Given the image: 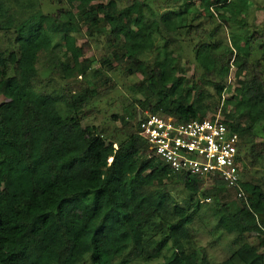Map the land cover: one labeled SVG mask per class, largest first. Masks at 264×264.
<instances>
[{
  "label": "trees",
  "instance_id": "16d2710c",
  "mask_svg": "<svg viewBox=\"0 0 264 264\" xmlns=\"http://www.w3.org/2000/svg\"><path fill=\"white\" fill-rule=\"evenodd\" d=\"M250 1L0 0V264H131L168 243L174 251L161 264H208L190 230L200 199L174 204L167 184L205 197L204 180L150 156L139 112L188 121L217 112L223 97L242 142L239 181L214 185L235 195L214 206L219 229L234 234L220 264H264V180L243 178L252 167L264 173V29L232 28L247 26ZM66 24L73 30L59 31ZM99 36L111 51L94 60ZM115 63L140 75L130 85L137 107L113 113V125L85 126V110L103 97L91 76ZM54 76L64 85L52 87Z\"/></svg>",
  "mask_w": 264,
  "mask_h": 264
},
{
  "label": "rangeland",
  "instance_id": "374dc122",
  "mask_svg": "<svg viewBox=\"0 0 264 264\" xmlns=\"http://www.w3.org/2000/svg\"><path fill=\"white\" fill-rule=\"evenodd\" d=\"M128 3L129 0H125L124 5ZM262 7H264V0H251L250 5L248 6V11L244 15V17H247L248 19L247 26L233 24V30L236 31L239 28H242L244 31H248V29H250L251 31L261 30L262 32V29H264L262 27L264 26L262 25V27H260L258 25L259 21L264 20L263 15L260 11ZM51 20L53 21V19ZM71 30H73V26L71 24H66L59 28V31L63 32ZM227 31L230 34V39H232L234 35H232L231 28L229 27ZM77 37L79 43H83L86 38V36L85 38H83L79 34H77ZM62 38L63 35L61 33H58V36L55 38L56 42L54 41V45L58 53H60L61 51V43L57 40L61 41ZM90 45L91 48L89 49L88 54L94 60L99 58L101 59L105 54L111 51L110 42L104 36H99L97 40L91 39ZM158 55H160L159 51L152 53V57ZM185 61L186 57L181 58L180 61L178 60L181 66H183ZM105 72H107V74H104L103 78H99L98 76L93 77L94 74L93 76H91L92 80H97V84L93 82V85H96L98 91L103 97L85 110V113L87 115L83 120V125L85 126L88 124H95L100 125L99 128H102L104 124H111L113 113L122 114L127 112L128 110H135V107H137V105L132 106L135 98L132 97L130 85L138 81L140 79V75L137 74L128 76L123 72V69L116 65V63L114 64L112 70L105 69ZM192 73L193 70H191V74ZM230 80L228 79L227 82L229 83ZM53 83L54 85H51L52 87H61L65 82L61 78L59 79V77L54 76V81L52 82V84ZM227 107L229 108L230 106L227 104ZM117 123L120 125V122ZM111 125H113V123ZM254 169L255 168L252 167V170H250L247 175H243V178H250L251 180L253 179V181L264 180V173H255ZM167 184L168 193L173 196L174 204L185 205L188 203L192 205V203L196 201V199H204V196L202 195H196L192 197L191 194L187 190H185L183 186H180L174 179L168 181ZM203 191L206 193V195L207 191H211V195H207L211 197V201H201V208L199 209L197 216L194 218L190 230L192 235H194V237L198 241L197 243H200L202 245V252L206 256L208 264H220L221 261L225 260L230 255L228 246L234 234H227L223 232L222 228L219 229V213L215 210L214 206L217 204L219 208L220 206L222 207V205L226 201L230 202L234 200L235 195L234 192L229 189V186L228 188L224 187L223 189L216 190L215 187L206 184V186L203 188ZM159 192H163V189L160 188ZM215 196H217L218 201L215 200ZM251 235V240L254 241L255 233ZM162 239L163 238L161 234H156L153 238V247L157 248ZM262 249L264 251V248ZM173 251L174 248L172 247L171 243H168V245L162 250L159 257L152 258L150 260L140 259L134 261L131 264H161V262L165 260V256L172 254Z\"/></svg>",
  "mask_w": 264,
  "mask_h": 264
},
{
  "label": "built area",
  "instance_id": "2783aa9c",
  "mask_svg": "<svg viewBox=\"0 0 264 264\" xmlns=\"http://www.w3.org/2000/svg\"><path fill=\"white\" fill-rule=\"evenodd\" d=\"M142 134L153 153L173 169L193 173L223 171L225 179H236L233 164L236 135H231L223 117L178 121L172 115L147 114L141 121Z\"/></svg>",
  "mask_w": 264,
  "mask_h": 264
},
{
  "label": "clouds",
  "instance_id": "9594fccd",
  "mask_svg": "<svg viewBox=\"0 0 264 264\" xmlns=\"http://www.w3.org/2000/svg\"><path fill=\"white\" fill-rule=\"evenodd\" d=\"M223 107H224V97H223L222 102H221V104H220V108L218 109L217 112H215V113H213V114H211V115H209V116H207V117H204V118H196V119H205V118H209V117H215L218 113L223 117L224 122L227 124V126H228V128H229L230 136H231V135H236V136H237V137H236V141H235V148H236V151H235V154H234V156H233V164H234V166H235V162H236V160H235V156H236V154H237L238 146L241 145L242 140H241L239 134H238L236 131H233V130L230 128L229 123H228V121H227V119H226V117H225V114H224L223 111H222V108H223ZM150 113H153V112H150V111H148V110L144 111L143 113H142V112H139V128H138L139 131H138V132H139V134H140L141 136H143V137L145 138V140L148 142V144H149V148H150V151H151V152H150V156H154V157H156L157 159L163 161L161 158L157 157V156L153 153L154 151L151 149V146H150V143H149L148 139H147V138L141 133V132H142V129H141V121L144 119V117H146L147 114H150ZM153 114H156V113H153ZM157 114H158V113H157ZM159 114H162V113H159ZM165 115H167V114H165ZM169 115H172V114H169ZM172 116H174L178 121H180V120L177 118V116H175V115H172ZM188 121H189V120H188ZM181 122H185V121H181ZM113 147H114V149H119V145H118V143H115ZM112 160H113V157L111 156V157L108 159V164H110V163L112 162ZM163 162H164L166 165H168V166L172 169V171H173L174 173H178V174H190L191 176H195V177H198V178H200V179H203V180H204V185H203V187H205L206 184L211 185V186L214 187L217 178H219V179H225L224 176H223V171H220V170H217V171H214V172L205 173V174H201V173H193V172H191L190 170H177V169H173V168L170 166V164L166 163L165 161H163ZM235 168H236V167H235ZM236 170H237V169H236ZM235 174H236V173H235ZM236 176H237V177H236V179H235L234 182H232V180L230 181V180H228V179H225V180H227V181L229 182V186H230V187H233V185H235V184L239 181L238 174H236ZM239 193H240V194H239L240 197H245V201H246V203H248L249 206H250L249 196H248V194H247V191L243 188ZM201 201H203V202H210V201H211V197L206 195V196L204 197L203 200H200V203H201Z\"/></svg>",
  "mask_w": 264,
  "mask_h": 264
}]
</instances>
